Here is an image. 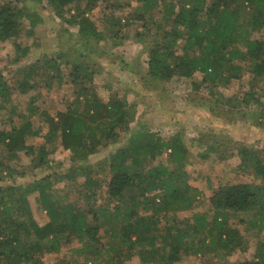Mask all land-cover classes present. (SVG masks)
<instances>
[{
    "label": "trees",
    "instance_id": "obj_1",
    "mask_svg": "<svg viewBox=\"0 0 264 264\" xmlns=\"http://www.w3.org/2000/svg\"><path fill=\"white\" fill-rule=\"evenodd\" d=\"M46 1L58 7L60 17L62 10L73 12L72 26L85 40L101 37L87 12L99 4L113 6L112 0ZM134 1L138 6L129 13L127 21L120 16L107 17L106 21L118 28L123 27V20L127 24L143 23L147 28L151 14L159 11L153 28L144 34L152 41L146 78L160 84L174 79L189 82L195 93L203 88L208 91L216 107L232 110L237 108L238 98L228 96L224 89L248 73L250 88L240 101L246 108H251V103L262 104L264 40L253 34L264 31V0ZM26 21L30 25L27 33L33 36L43 18L25 6L0 4V45ZM16 49L14 63L29 54V49L22 50L19 45ZM44 62L46 66L36 62L21 68L19 73L24 77L17 84L0 71L1 110L11 102L13 91L27 94L50 87L57 77L50 71L60 73L72 66L76 72H89L91 68L68 54ZM79 76L71 75L75 80ZM113 87L106 86L108 100L93 86L81 87L64 111L41 110L35 101L25 113L15 108L8 110L23 122L19 125L11 120V129L0 130L2 156L11 161L29 148L27 142L36 136L32 119L40 115L50 132L36 152L38 167L56 151L57 142L77 166L29 184L0 186V264H45L46 254L57 258L54 264H75L68 254L61 256L68 242L81 243L80 248L70 251L84 256V264H97L98 259L103 264H129L136 259L141 264H174L178 256L192 254L221 264L220 257L247 252L250 244L254 245L252 258L237 264H264V161L249 148L238 153L242 160L254 156L255 176L261 182L219 186L209 198L210 211L202 213L194 210L199 193L190 184L186 170L189 151L184 133L166 140L157 132L142 129L102 160L99 169L91 164L78 166L117 144L131 130L135 105ZM259 116L264 118V109ZM214 151L212 147L211 152ZM167 152V158L159 161ZM102 172L107 179L96 178ZM66 188L74 189L81 199L68 201ZM31 195H36L38 213L48 219L45 227L32 211ZM182 212L193 214L179 222L177 215Z\"/></svg>",
    "mask_w": 264,
    "mask_h": 264
},
{
    "label": "rangeland",
    "instance_id": "obj_2",
    "mask_svg": "<svg viewBox=\"0 0 264 264\" xmlns=\"http://www.w3.org/2000/svg\"><path fill=\"white\" fill-rule=\"evenodd\" d=\"M5 2H12L19 7L25 6L30 13L43 18L42 24L35 28L33 36L27 33L30 25L26 21L12 38L0 45V71L9 81L17 84L23 80V73H19L21 68L36 62L46 66L45 60L57 59L64 54L72 55L75 60L87 63L91 68L89 72L85 69L76 72L72 66L63 68L60 73L50 71V74L57 76L50 87H42L27 94L13 91L11 102L7 103L4 109H0V130L11 129V120L13 124L19 125L23 122L18 115H10L8 110L15 108L19 113H25L35 101V106L41 110L51 113L64 111L76 98L79 88L93 86L101 97L108 100L106 86L112 85L117 94L135 105V118L131 123V130L122 135L117 144L92 157L88 163H81L78 166L91 164L99 169L101 161L125 146L133 134L142 129H149L166 140L176 133H184V142L189 151L186 170L190 184L199 193L195 212L210 211L209 198L221 185L261 182L255 176L254 156L242 160L238 153L242 149L249 148L264 161V118L259 116L264 109V98L262 104H248L251 108H246L247 106L240 101L249 91L250 74L246 73L242 80L234 81L224 89L228 96L238 98L236 109L230 110L221 105L216 107L204 88L195 93L189 82L182 83L174 79L168 84H160L152 82L149 77L146 78L148 47L152 41L146 39L144 34L148 29L153 28L154 21L159 18L160 14L157 10L151 14L146 28L143 23L124 22L127 21L133 8L138 6L134 0H112L113 6L99 4L90 12H87L88 9L83 6L101 34V37L85 40L72 26L73 12L62 10L60 17L61 11L58 7L49 5L46 0H42L41 3L35 0H0V4ZM115 5L117 9L122 8V10H117ZM119 16L124 19L123 27L118 28L106 21L107 17ZM253 37L264 40V31L253 34ZM17 45L22 50L29 49V54L14 63ZM73 73L75 76L80 75L78 80L71 77ZM210 108L215 109L211 112ZM32 124L36 136L33 141L27 142L29 148L25 152L18 153L17 159L11 161L6 159L1 155L0 149L3 165L2 168V165L0 166V186L29 184L56 171L65 172L77 166L71 162L69 152L62 149L57 142L56 151H50L47 161L38 167L36 152L45 142L50 131L40 115L32 119ZM212 147L215 149L214 152H211ZM168 154L169 152L165 153L159 161H164ZM95 176L98 179L108 178L104 172ZM65 190L68 201L81 199L80 195L72 191L74 189ZM35 197L36 195L29 196L32 211L38 223L45 227L48 219L45 214L38 213ZM192 214L193 212L179 213L177 220L185 222ZM80 247L81 243L68 242L61 256L68 254L73 263L84 264L86 262L84 256L72 254L70 251L72 248ZM253 254L254 245L250 244L247 252L237 251L229 258L220 257L218 261L220 260L221 264H237L251 259ZM56 259L49 254L44 256L45 264H54ZM214 261L217 260L192 254L188 257L178 256L174 264H212ZM97 264H103V260L98 259ZM129 264H141V262L136 259Z\"/></svg>",
    "mask_w": 264,
    "mask_h": 264
}]
</instances>
